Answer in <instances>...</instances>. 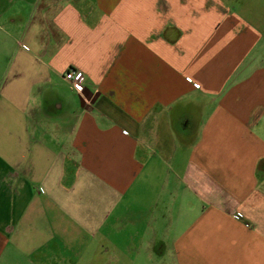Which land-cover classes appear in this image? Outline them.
Segmentation results:
<instances>
[{
  "label": "crops",
  "instance_id": "crops-1",
  "mask_svg": "<svg viewBox=\"0 0 264 264\" xmlns=\"http://www.w3.org/2000/svg\"><path fill=\"white\" fill-rule=\"evenodd\" d=\"M256 1L0 0V264H264Z\"/></svg>",
  "mask_w": 264,
  "mask_h": 264
},
{
  "label": "built area",
  "instance_id": "built-area-1",
  "mask_svg": "<svg viewBox=\"0 0 264 264\" xmlns=\"http://www.w3.org/2000/svg\"><path fill=\"white\" fill-rule=\"evenodd\" d=\"M23 47L28 48L26 45H23ZM64 78L69 83L72 90L83 95L85 91V74L81 70L75 67H69L64 73ZM195 86L199 87V84H195ZM236 217L241 218L243 214L238 213Z\"/></svg>",
  "mask_w": 264,
  "mask_h": 264
},
{
  "label": "rangeland",
  "instance_id": "rangeland-1",
  "mask_svg": "<svg viewBox=\"0 0 264 264\" xmlns=\"http://www.w3.org/2000/svg\"><path fill=\"white\" fill-rule=\"evenodd\" d=\"M244 1H245V2H248L249 5L252 3V1H253V2H257L256 0H244ZM258 3H260L261 5H263L262 3H264V0H259ZM85 264H86V262H85Z\"/></svg>",
  "mask_w": 264,
  "mask_h": 264
}]
</instances>
